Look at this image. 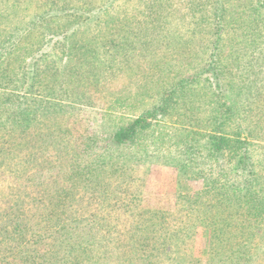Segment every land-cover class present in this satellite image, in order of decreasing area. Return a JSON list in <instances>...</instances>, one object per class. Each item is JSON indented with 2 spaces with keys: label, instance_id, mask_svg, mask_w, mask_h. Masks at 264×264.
Here are the masks:
<instances>
[{
  "label": "trees",
  "instance_id": "1",
  "mask_svg": "<svg viewBox=\"0 0 264 264\" xmlns=\"http://www.w3.org/2000/svg\"><path fill=\"white\" fill-rule=\"evenodd\" d=\"M26 1L17 0L15 5ZM31 1L25 11L42 22H13L4 42L13 47L7 55L13 58V51L18 53L13 58L17 62L27 63L24 59L30 54V47L15 46L18 41L24 45L38 42L37 51L50 45L46 28L64 34L74 8L65 0H35L39 7L31 10ZM77 3L85 7L84 0ZM138 5L129 14L121 11L125 27L146 38L178 34L185 37V42L183 46L175 44L176 50L157 59L158 78L140 85L145 96L138 108L145 110L127 127L112 133V145L130 144L139 131L154 127L155 122L166 123L169 118L179 126L172 136L185 133L183 137L195 144L206 137L210 157H223L229 143H237L241 154L234 171L240 176L251 161L249 139L264 140L260 134L255 136L264 131V91L260 88L264 78L255 73L256 69L264 70V0H138ZM13 13L19 17L16 8ZM34 31L41 32V39L32 43L37 36L33 37ZM87 46L67 41L63 47L70 49L62 50V56L69 57L74 51L73 56L81 60L80 53ZM121 60L128 61L129 57ZM173 64H180L182 69L172 75L166 67ZM34 67V75L41 74L38 64ZM76 68V64H68L61 68L62 74ZM108 68L111 72L121 69L115 63ZM8 69L15 76V70L7 65L4 70ZM191 69L194 74L189 76ZM35 83V77L23 74L22 88ZM65 87V92L72 95L81 90L72 84ZM3 108L9 109V105ZM20 111L26 112L18 109L13 117ZM181 143L185 144L184 140ZM57 165L59 172L77 177L73 165H66L64 160ZM34 168L37 170L31 160H0V264H264V254L260 253L264 243H255L258 224L264 218V196L257 191V178L246 177L233 185L210 178L205 182L206 190L197 195L196 209L170 221L161 211L136 210L140 204L133 200L127 205L135 206V210L126 213L93 209L96 204H107L109 197H78L71 178L60 181L55 177L59 181L55 179L48 190L46 182L34 184L30 180ZM88 173L85 167V183L90 182ZM204 196L211 197L206 208L201 206ZM210 214L209 257L193 258L188 253L190 231ZM128 218L130 223L123 226Z\"/></svg>",
  "mask_w": 264,
  "mask_h": 264
},
{
  "label": "rangeland",
  "instance_id": "2",
  "mask_svg": "<svg viewBox=\"0 0 264 264\" xmlns=\"http://www.w3.org/2000/svg\"><path fill=\"white\" fill-rule=\"evenodd\" d=\"M4 1L0 0V145L3 148H0V160H31L37 170L32 169L30 180L34 184L46 182L48 190L56 178L60 181L71 178L70 173L59 172L57 164L64 160L66 165L74 166L77 177L71 179L75 181L73 190L78 197L98 194L109 197L107 204H96L93 209L102 207L103 211L126 213L135 210V206L127 205L133 200L140 204L136 210L161 211L170 221L196 209L197 195L206 190L205 182L210 178L229 185L238 184L246 177L257 178L260 181L257 191L264 196V140L261 138L249 139L251 161L240 176L234 171L235 160H239L241 154L237 143H229L230 148L225 150L223 157H210L206 137L195 144L183 137L185 133L172 136L179 126L170 123L169 118L166 123L155 122L154 127L139 131L130 144L112 145V133L127 127L129 121L145 110V107L138 108L145 96L140 85L158 78L160 63L157 59L163 53L176 50L175 44L183 46L185 42V37L178 34L171 38L160 39L154 35L146 38L139 31L125 27L121 11L128 14L135 11L141 6H136L138 0H84L85 7H80L77 0H65L74 8L64 34L46 28L50 45L45 44L39 51L40 31L33 32V37L37 36L32 43L36 44L24 45L18 41L15 45L30 47L31 55L24 59L27 63L13 59L18 54L15 50L13 58L7 55L13 47L4 42L13 22L21 19L23 22L42 21L25 11L30 0L23 5H15L17 0H7L5 4ZM39 1H31V10L39 7ZM15 8L19 17L13 13ZM119 26L122 29H118ZM67 41L88 45L80 53L81 60L73 56L74 51L63 58L62 50L70 49L63 47ZM125 56L129 60L124 62L121 59ZM114 63L121 69L111 72L108 67ZM36 64L41 71L37 76L34 75ZM68 64H76V70L62 74L61 68ZM7 65L15 70V76L9 74V69L4 70ZM180 66L173 64L166 70L173 75L174 71L182 69ZM255 73L264 78L263 69H256ZM23 74L35 77V85L22 88ZM188 74L192 76L194 69ZM46 76L49 77L43 79ZM5 81H9L8 86L4 85ZM71 84L81 89L78 95L65 92V86L70 88ZM260 88L264 91L262 84ZM228 100L233 104L232 99ZM5 105H9V109L3 108ZM18 109L26 110L25 114L20 111L13 117L12 113ZM257 134L264 138V131L255 136ZM183 140L185 144L181 143ZM85 167L89 170V183L83 181ZM8 177L7 174V180ZM203 201L201 206L206 208L211 197L204 196ZM262 206L264 209V203ZM210 217L211 214L206 215L207 219L190 231L188 253L193 258L205 260L209 257ZM130 221L128 218L123 226ZM257 230L255 243H264V218ZM261 246L259 252L264 254V245Z\"/></svg>",
  "mask_w": 264,
  "mask_h": 264
}]
</instances>
